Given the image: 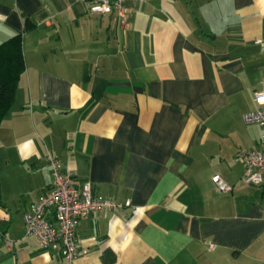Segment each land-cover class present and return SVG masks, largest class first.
Segmentation results:
<instances>
[{
    "label": "crops",
    "instance_id": "0c3cea01",
    "mask_svg": "<svg viewBox=\"0 0 264 264\" xmlns=\"http://www.w3.org/2000/svg\"><path fill=\"white\" fill-rule=\"evenodd\" d=\"M89 3L0 0L24 61L0 123V264H264V184L237 156L264 147L242 118L264 90V0H125V24ZM46 152L123 203L80 218L71 262L22 218Z\"/></svg>",
    "mask_w": 264,
    "mask_h": 264
},
{
    "label": "built area",
    "instance_id": "2783aa9c",
    "mask_svg": "<svg viewBox=\"0 0 264 264\" xmlns=\"http://www.w3.org/2000/svg\"><path fill=\"white\" fill-rule=\"evenodd\" d=\"M124 1L90 0L88 11L94 14L115 11L120 24H125ZM253 99L256 107L243 114V121L264 127V90L254 91ZM237 156L246 161L242 182L264 184V147L240 150ZM44 159L51 170V184L23 212L25 231L27 235L36 236L44 248L58 249L64 259L71 262L86 251L78 246L76 229L80 218L98 210H114L123 203L95 194L88 180L77 184L74 181L75 172L65 168L57 154L46 152ZM211 181L218 191L227 192L232 189V185L218 173L211 176ZM49 210L50 217L47 216ZM5 243L7 247H11L10 240L6 239ZM209 248H213V245H209Z\"/></svg>",
    "mask_w": 264,
    "mask_h": 264
},
{
    "label": "trees",
    "instance_id": "16d2710c",
    "mask_svg": "<svg viewBox=\"0 0 264 264\" xmlns=\"http://www.w3.org/2000/svg\"><path fill=\"white\" fill-rule=\"evenodd\" d=\"M32 26L25 18L24 29ZM24 61L20 46V33L0 42V123L11 110Z\"/></svg>",
    "mask_w": 264,
    "mask_h": 264
}]
</instances>
